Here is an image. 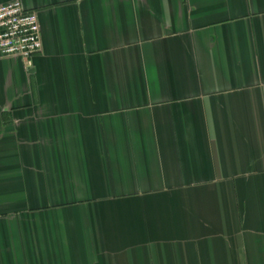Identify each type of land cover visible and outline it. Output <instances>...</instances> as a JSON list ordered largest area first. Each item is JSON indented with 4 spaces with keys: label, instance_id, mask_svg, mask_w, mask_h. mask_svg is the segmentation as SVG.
<instances>
[{
    "label": "crops",
    "instance_id": "crops-1",
    "mask_svg": "<svg viewBox=\"0 0 264 264\" xmlns=\"http://www.w3.org/2000/svg\"><path fill=\"white\" fill-rule=\"evenodd\" d=\"M20 1L0 264H264V0Z\"/></svg>",
    "mask_w": 264,
    "mask_h": 264
},
{
    "label": "built area",
    "instance_id": "built-area-1",
    "mask_svg": "<svg viewBox=\"0 0 264 264\" xmlns=\"http://www.w3.org/2000/svg\"><path fill=\"white\" fill-rule=\"evenodd\" d=\"M42 49L38 12L20 0L0 5V59L18 57L31 65L32 57Z\"/></svg>",
    "mask_w": 264,
    "mask_h": 264
}]
</instances>
